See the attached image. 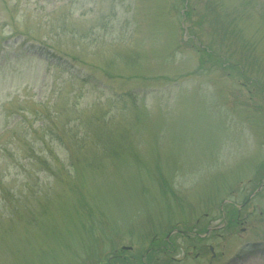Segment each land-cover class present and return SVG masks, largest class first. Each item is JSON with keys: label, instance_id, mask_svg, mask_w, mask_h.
Listing matches in <instances>:
<instances>
[{"label": "rangeland", "instance_id": "rangeland-1", "mask_svg": "<svg viewBox=\"0 0 264 264\" xmlns=\"http://www.w3.org/2000/svg\"><path fill=\"white\" fill-rule=\"evenodd\" d=\"M263 164L264 0H0V264H264Z\"/></svg>", "mask_w": 264, "mask_h": 264}, {"label": "trees", "instance_id": "trees-1", "mask_svg": "<svg viewBox=\"0 0 264 264\" xmlns=\"http://www.w3.org/2000/svg\"><path fill=\"white\" fill-rule=\"evenodd\" d=\"M186 15H187V13H186ZM203 52H204V54H208L209 53L206 50L203 51ZM263 168H264V164H263ZM236 219H237V217H234V215H232V217H229V224L230 223L231 224L234 223ZM199 240H201L200 237H199ZM121 256L115 255V257L113 259H111V260L108 261V264H131V262H130V260H128V258H126L125 256H122V257ZM146 260H147V262L149 264H151L153 262V260H154V256L149 255ZM136 262H137V264H146V262L142 258H140V257L137 258ZM168 262L169 261L167 259V263Z\"/></svg>", "mask_w": 264, "mask_h": 264}, {"label": "flooded vegetation", "instance_id": "flooded-vegetation-1", "mask_svg": "<svg viewBox=\"0 0 264 264\" xmlns=\"http://www.w3.org/2000/svg\"><path fill=\"white\" fill-rule=\"evenodd\" d=\"M120 256V255H119Z\"/></svg>", "mask_w": 264, "mask_h": 264}]
</instances>
